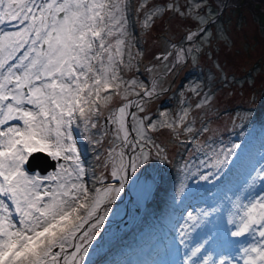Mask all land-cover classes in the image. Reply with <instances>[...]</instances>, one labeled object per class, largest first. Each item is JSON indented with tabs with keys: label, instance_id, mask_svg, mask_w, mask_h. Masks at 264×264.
Wrapping results in <instances>:
<instances>
[{
	"label": "snow or ice",
	"instance_id": "obj_1",
	"mask_svg": "<svg viewBox=\"0 0 264 264\" xmlns=\"http://www.w3.org/2000/svg\"><path fill=\"white\" fill-rule=\"evenodd\" d=\"M205 7L203 0H192L148 8L144 0L136 11L143 13L138 22L145 31L169 11L197 21V30L189 29L183 37L193 42L207 33L202 26L206 17L200 14ZM129 8V0H0V264H86L111 211L107 205L119 196L129 172L135 174L153 151L167 160L152 133L168 129L180 143H192L180 139L197 131L188 109L176 119L160 112L162 119L153 121L146 104L158 95L157 85L125 77L139 70L137 58L143 56L139 49L133 51ZM211 36L205 37L209 44ZM171 48L155 57L172 60L165 65L168 74L198 51L175 44ZM116 98L122 103L113 107ZM208 99L195 107L202 108ZM74 126L97 147L108 140L109 147L96 155L99 172L92 170L91 187ZM240 147L212 149L211 163L201 160L194 171L190 165L185 168L200 181L219 179ZM35 153L59 161L57 171L44 177L30 174L26 165ZM253 172L241 190L244 194L228 197L224 242L246 238L236 255H214V230L187 246L193 232L213 224L210 218L218 209L188 212L179 225L180 244L186 249L180 264H264V194L247 192L258 181L264 183V164ZM109 177L118 183H105ZM186 186L182 181L178 197Z\"/></svg>",
	"mask_w": 264,
	"mask_h": 264
},
{
	"label": "rangeland",
	"instance_id": "obj_2",
	"mask_svg": "<svg viewBox=\"0 0 264 264\" xmlns=\"http://www.w3.org/2000/svg\"><path fill=\"white\" fill-rule=\"evenodd\" d=\"M141 2L144 0H129L128 15L130 31L135 37L133 51L139 49L143 56L137 58L139 70L125 73V77H135L148 87L153 83L157 85L158 95L146 104V114L153 121L162 119L160 112L167 113L169 119H176L188 109L189 122L194 121L192 126L197 131L193 135H181V140H192V143L183 144L168 129L152 133L155 143L165 149L167 160L153 151L149 160L142 163L135 174L130 173L127 190H122L107 205L111 211L93 241L86 264H180L186 249L185 245L180 244L179 225L184 223L188 212L196 215L202 210L214 208L218 211L210 218L213 224L193 232L186 245L193 246L214 230L217 237L214 255L223 253L235 256L238 244L246 242V238L234 243L224 242L231 210L228 197L235 199L236 195H243L241 190L249 174L255 175L253 168L264 164V1L250 2V11L246 5L228 6L208 26L207 33L196 40L193 49L198 51L189 54L186 66L183 64L171 74L166 72L165 65L170 66L172 60L157 61L155 57L172 50V44L180 47L184 43V33L191 26L197 27L198 22L183 19L169 11L156 18L151 29L145 31L138 22V16L139 20H143V13L136 11ZM173 2L186 5L192 0H147V6L165 7ZM218 9V6L212 5L205 7L204 13L202 10L200 14L207 19L215 15ZM208 33L212 34L210 44L205 39ZM192 56L197 57L195 62ZM206 97L209 98L207 103L197 109L196 104ZM120 103L122 101L116 98L113 107ZM205 127L209 131L203 132ZM73 134L80 158L89 169L88 183L91 187V173L98 163L96 155L103 154L109 147L108 140H105L103 147H97L89 142L82 129L74 126ZM231 144L241 147L221 169L219 179L204 182L198 176L188 174L186 164L194 171L201 160L211 163L212 149L219 150ZM199 145L203 147L198 150ZM101 159H104L103 155ZM58 164L59 161L53 170L45 174L37 171L29 173L44 177L57 171ZM96 171L98 173L99 169ZM202 171L207 173L209 169L203 168ZM182 181L187 186L178 197L176 193ZM105 183L118 182L109 177ZM247 192L251 195L264 194V183L258 181ZM162 203L171 209L173 222L170 224L162 220V213L153 212L152 206L160 207ZM151 217L159 219L153 222ZM147 222H151L149 226ZM146 237L149 238L144 239ZM232 239L228 238L229 241ZM132 241L144 251L130 258L123 251H139L132 246L124 249V245ZM145 254L146 257L140 256ZM147 254L154 255L148 258Z\"/></svg>",
	"mask_w": 264,
	"mask_h": 264
},
{
	"label": "water",
	"instance_id": "obj_3",
	"mask_svg": "<svg viewBox=\"0 0 264 264\" xmlns=\"http://www.w3.org/2000/svg\"><path fill=\"white\" fill-rule=\"evenodd\" d=\"M232 1H238V0H224V2L220 5L216 14L211 19L207 20L202 26L205 28H208V26L219 17L221 12L232 4L231 3ZM261 1H264V0H261ZM194 42L195 41L188 42L187 40H185L184 43L180 44V47H183L185 50H187V48H192V46L194 45ZM134 98L135 97H132L130 99H134ZM129 155H131V153H129ZM56 163H57V160H53L50 156L47 155V153H35L32 155V157H30V160L26 165V169L29 172H35L37 170L39 171L38 172L39 174H45L49 172L50 170H53L56 166ZM130 173L131 172H129L127 181L125 182L124 187H123L124 192L127 190V184L129 181Z\"/></svg>",
	"mask_w": 264,
	"mask_h": 264
},
{
	"label": "trees",
	"instance_id": "obj_4",
	"mask_svg": "<svg viewBox=\"0 0 264 264\" xmlns=\"http://www.w3.org/2000/svg\"><path fill=\"white\" fill-rule=\"evenodd\" d=\"M184 65L186 66V64H184ZM152 208L154 210L153 212H160V214L162 213V215L164 217V218L162 217V219L165 221L166 224H170V223L173 222V217L172 216L170 217L171 209H168V206H166V204L162 203L160 207L153 205ZM151 219H152L153 222L155 221L154 217H151ZM150 223L151 222H147L148 226L150 225ZM151 228H153V227L151 226ZM153 233H154V231H153ZM161 236H162V238H164V234L163 233H162ZM153 237H155V235ZM148 238L149 237H147L146 239H148ZM135 243H136L135 241H132L131 243H126L124 245V249L125 248H129V247L132 246L133 248L139 250L137 253L135 251H132L133 253H136V254L142 253L144 251V249H140L139 245H137ZM126 251H131V250L126 249Z\"/></svg>",
	"mask_w": 264,
	"mask_h": 264
},
{
	"label": "flooded vegetation",
	"instance_id": "obj_5",
	"mask_svg": "<svg viewBox=\"0 0 264 264\" xmlns=\"http://www.w3.org/2000/svg\"><path fill=\"white\" fill-rule=\"evenodd\" d=\"M253 0H238V1H232L231 3H232V5H234V6H236V7H239V6H242V5H246V6H248V10L250 11L251 9L249 8V3L250 2H252ZM205 2V4H206V7H211L212 5H216V6H218V7H220V5L224 2V0H205L204 1ZM244 3V4H243ZM204 11L205 10H203L202 11V13H204ZM251 13H252V11H251ZM214 15H212L211 17H209V18H207L206 19V21L207 20H209V19H211L212 17H213ZM205 21V22H206ZM197 27H193V26H191L189 29H191L192 31L194 30V29H196ZM188 29V30H189ZM187 30V31H188ZM186 31V32H187ZM183 32H185V31H183ZM184 35H185V33H184ZM183 42H185V39H184V41ZM195 43H196V40H195V42H194V45H195ZM194 45L192 46V48H194Z\"/></svg>",
	"mask_w": 264,
	"mask_h": 264
},
{
	"label": "bare ground",
	"instance_id": "obj_6",
	"mask_svg": "<svg viewBox=\"0 0 264 264\" xmlns=\"http://www.w3.org/2000/svg\"><path fill=\"white\" fill-rule=\"evenodd\" d=\"M120 194H121V192H120ZM119 194V195H120ZM114 198H116V197H114ZM157 213H160V212H157ZM154 219L155 220H157V219H159L158 217L156 218V217H154ZM152 252L154 253V250H152ZM147 253H149V251L147 252ZM123 254L125 255V256H127V257H130V258H133V257H135V256H133V255H135L136 253H133L132 251H123ZM152 255H154V254H147V257L149 258V257H151ZM140 256H142V257H146V254H145V256L144 255H140ZM132 264H137L136 262H133Z\"/></svg>",
	"mask_w": 264,
	"mask_h": 264
},
{
	"label": "clouds",
	"instance_id": "obj_7",
	"mask_svg": "<svg viewBox=\"0 0 264 264\" xmlns=\"http://www.w3.org/2000/svg\"><path fill=\"white\" fill-rule=\"evenodd\" d=\"M26 170H27V169H26ZM36 171H37V170H36ZM36 171H35V172H36ZM37 172H39V171H37ZM162 220H163V219H162ZM163 221H164V220H163ZM154 225H155V223H154ZM155 227H156V226H155ZM154 229H156V228H154ZM153 234H155V232H154ZM146 238H147V237H146ZM146 238H144V239H146Z\"/></svg>",
	"mask_w": 264,
	"mask_h": 264
}]
</instances>
